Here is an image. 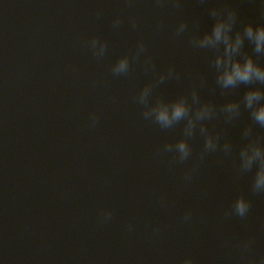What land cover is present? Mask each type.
<instances>
[{
  "label": "water",
  "instance_id": "water-1",
  "mask_svg": "<svg viewBox=\"0 0 264 264\" xmlns=\"http://www.w3.org/2000/svg\"><path fill=\"white\" fill-rule=\"evenodd\" d=\"M261 4L183 0L177 10L154 0H0V264H180L186 256L196 264H239L236 244L249 238L251 255H264V195L251 192V173H236L248 113L232 125L222 118L208 123L236 151L209 154L186 185L184 170L198 160L202 138L190 140L191 160L174 163L160 149L180 138L183 125L160 129L143 119L134 99L153 74L136 62L127 76L110 71L143 39L158 72L174 65L182 74L157 95L174 99L204 77L203 100L238 99L245 86L227 97L219 89L212 95V53L193 49L189 33L173 34L180 20L196 17L201 33L210 30L207 9L224 5L237 9V27L264 23ZM118 15L124 22L113 30ZM92 36L108 41L102 59L85 46ZM245 48L251 51L247 42ZM90 113L99 117L95 128L88 127ZM256 133L264 136V129ZM241 194L252 202L247 219L225 217ZM104 209L113 218L101 224Z\"/></svg>",
  "mask_w": 264,
  "mask_h": 264
},
{
  "label": "clouds",
  "instance_id": "clouds-1",
  "mask_svg": "<svg viewBox=\"0 0 264 264\" xmlns=\"http://www.w3.org/2000/svg\"><path fill=\"white\" fill-rule=\"evenodd\" d=\"M131 2V0H129ZM158 7L169 5L174 9L182 7L183 0H154ZM203 3L204 0H201ZM213 23L210 30L200 32L199 18L191 21L182 19L174 31V38H179L189 33V45L196 50L212 53L209 64L215 73L214 86L210 88L212 95L219 89L220 95L230 96L233 91L245 86L243 95L238 99H227L224 103L216 104L210 100H203L200 89L208 87L204 77L199 78V85L194 86L189 93L177 96L174 99H165L156 94V89L171 80H180L182 74L174 65L168 66L164 71H157L153 58L148 55V49L143 39L137 41L134 51L121 55L111 65V74L114 77L127 76L131 73L133 63H141L143 70L151 72L153 78L145 83L134 97L135 102L142 108V117L145 121L154 123L162 130L175 129L182 124V134L174 142H167L160 151L172 154V161L178 164L193 158V148L190 140L197 135L203 143L198 160L184 170L183 182L192 183L199 166L209 154L222 153L230 157L236 151V146L227 139L222 132L212 131L208 123L215 119H223L226 125H232L240 119L244 112L248 113L250 123L241 131L243 143L238 149V163L236 173L238 176L251 173L250 190L254 194L264 195V136L257 135L256 128L264 129V64L258 62L259 57H264V23L253 22L239 23L237 9L224 5L223 7H210L207 9ZM100 12L97 13L99 17ZM260 15L264 18V4H261ZM123 18L116 16L112 20L113 30H119ZM131 28L138 27L135 17H128ZM191 24V27H190ZM163 24L158 25V30ZM246 42L251 45V51L246 50ZM86 48L91 54L102 59L108 52L109 44L100 36H92L85 41ZM99 117L90 113L88 127L95 128ZM161 206H166L167 198L161 194L158 197ZM252 202L245 195H238L231 207L224 213L225 217H237L246 220ZM192 212L186 211L183 216L185 223L191 222ZM113 212L104 209L100 213V223L111 221ZM133 225L127 226L128 231L133 230ZM159 227H154L153 232L158 233ZM231 244L230 240L224 242L225 246ZM255 241L252 238L238 241L239 264H264V255L254 257L251 255ZM180 264H196L191 256L184 257Z\"/></svg>",
  "mask_w": 264,
  "mask_h": 264
}]
</instances>
